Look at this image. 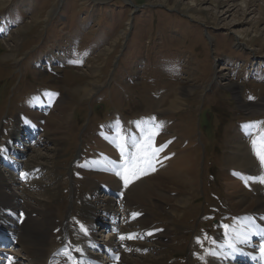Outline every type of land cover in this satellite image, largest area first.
Here are the masks:
<instances>
[{"label": "rangeland", "instance_id": "obj_1", "mask_svg": "<svg viewBox=\"0 0 264 264\" xmlns=\"http://www.w3.org/2000/svg\"><path fill=\"white\" fill-rule=\"evenodd\" d=\"M181 1L184 6L174 9L170 6L173 1L166 4V0H0V147L14 130L18 114L27 108L25 103L33 102L34 94L45 88L57 91L64 102L61 110L54 112L67 109L71 117L65 134L60 133L64 150L54 157L53 172L46 173L50 171L47 169L43 176L47 183L56 177L61 179L55 216L77 223L85 205L81 196L74 204L73 193L91 191L86 172L92 164L88 160H100L94 153L98 149L93 147L100 127L117 122L114 130H137L141 129L138 121L150 126L149 118L154 117L155 130L175 133L164 148H170L172 142L182 147L191 143L198 181L194 191L183 194L187 204H161L160 199H152L160 207L148 213L151 226L153 231H169L167 246L157 244L139 255L162 256L163 264H209L199 257V253L207 254L201 247L210 241L208 235H215L216 244L235 212L245 210L258 196L264 201V185L252 180V175L247 185L251 195L242 207L235 208L240 192L231 195L224 177L234 153L231 137L245 121L260 120L264 125V0H229L230 5H217L218 0ZM189 4L197 5L196 11L191 10L195 14L185 9ZM38 14L40 22L35 25ZM214 16L219 22L214 23ZM23 26L19 37L12 38ZM11 44L16 45V58L6 56ZM56 49L61 51L60 60L52 68L43 69L48 53L53 51L54 55ZM95 81L101 87L84 96L80 87ZM230 83L236 87H229ZM167 97H176L173 109H169L170 102L165 103ZM45 117L50 129L51 113ZM49 131L42 132L41 144H22L26 157L12 166L10 175L22 171L24 162L35 158L34 151H41L43 155L38 157L42 159L53 155L56 146L45 136ZM240 132L246 136L248 153L255 158L264 130ZM112 140L111 135L105 138L110 149L102 147L106 150L103 154H114ZM253 141L259 144L254 153L250 148ZM263 165L257 164L256 170L264 172ZM250 170L248 173L254 172ZM248 173L239 170L233 177L240 190L245 185L239 177L246 180L251 177ZM32 192L44 198L43 190L34 188ZM165 193L172 197L177 194L169 189ZM98 195L107 199L104 194ZM228 213H233L231 219ZM221 217L225 227L219 231ZM55 238L56 249L62 240L60 231ZM12 254L21 264H35L22 245H17Z\"/></svg>", "mask_w": 264, "mask_h": 264}, {"label": "bare ground", "instance_id": "obj_2", "mask_svg": "<svg viewBox=\"0 0 264 264\" xmlns=\"http://www.w3.org/2000/svg\"><path fill=\"white\" fill-rule=\"evenodd\" d=\"M166 1H168L165 2L166 4H169V1H173V4L170 6L174 7V9H180V7L184 6L182 3L183 1L181 0ZM228 1L229 0H218L217 5L224 3L230 5L231 2L229 3ZM196 6H194L193 4H189L185 9L189 10L191 14H195L194 11L191 10L195 9L196 11L198 9ZM39 19L40 15L38 14V16L34 18L35 25L40 22ZM212 19H214V23L219 22L218 16H214ZM23 28H25V26L21 27L18 32L13 33L11 35L12 38L19 37L18 34L22 30H24ZM15 47L16 45H8L9 51L6 55L7 57L16 58V56H18L17 53L14 52ZM222 69H224V67H222ZM228 86L235 88L236 84L230 83ZM100 87L101 83L99 81H95L91 82L90 86L86 84L81 86L80 88H83L84 96H90ZM62 100V97H58L57 101H54V107L50 112L51 119L53 121L51 122L52 124L50 123L52 127L49 129V127L47 126L49 125V121L45 123L44 127L45 131L50 130L49 133H45L46 140H52V142H54V145L56 146L53 149V155H44L45 158L42 159L38 156L43 155V153L39 150L34 151V154L32 155H36L35 158H31L28 161L24 162V168L22 171L20 170L21 172H23L21 175L24 179L22 181L25 182L24 185L19 184L21 180L17 179V173H14L12 175L9 174V166L16 165L14 157H8L9 160H7L8 163L5 164V169L2 168V161L0 159V212L2 214L0 216V225L2 227H8L7 223H11V220H7L5 212L12 211V214L18 218V221H15V223L13 224L15 230H9L8 232L18 238V243L27 249L30 257L36 260L35 264H52L49 257L52 255L51 253L56 247L57 240L55 238V234L59 231L62 234V240L60 241V244H66L71 254H77V257H73L74 260H70L68 262H58V264H86L79 259L81 256H88L90 251H88L87 248L94 247V222L100 218V215L104 210H107L109 212L118 211V209L116 208L117 206L115 207L113 198L107 197L106 200H103L99 197V195L96 196L95 192L98 190L100 191V182H107L113 187L118 188L119 180L115 179V175L113 174L104 173L99 175L102 171L96 170L95 168L90 166L91 168L88 172H86L88 173L86 175V180L88 181V185L92 192L90 191L89 193H86L84 195H80V193H73L74 204L77 203V199L80 196V198L84 200L85 206L83 217L79 220L78 223H76L74 221L66 222L60 217L55 216L53 211L54 206L57 204V193L59 189L58 185L61 179L56 177L51 183H47L43 174L53 172L54 157L64 150L61 143V141L64 140V136H62V134L60 133L65 132V127L70 120L71 112L67 111V109H63L60 113H58L57 111V114L54 112L58 109L61 110L62 103L64 102ZM164 101L165 103L170 102L169 109H173L177 103L176 97L171 98V100L169 97ZM257 104H259V102L256 103V105ZM24 106H26L27 108H24L25 111L21 112L23 114H18L16 125L14 127V130L12 131L11 137L4 145L1 144L0 157H2V154L4 153L7 146H9V150H13V152H16V149L13 145V141H15V139L13 140V138L16 134L20 133V123L25 120L22 119L23 116H25V118L33 117L37 119H46V117L40 115L36 111H32V108H29V101L28 103H25ZM240 131H242V129L239 128L235 136L231 137L230 139V144H233L234 153L230 158L229 166H227V168L225 169L226 171L224 175L225 179L227 180L226 183H228L227 190H231L230 194L234 195L235 193L240 192V194L236 196L235 208L242 207L246 203V197H249L251 195V193H248L247 185L252 179V174L251 177H248L244 181L245 186H243V190L239 189V184L234 181L233 177L238 174L239 170L248 173L249 171H247V169L251 168V170L254 171L257 165L256 159L248 153L249 148L245 143L246 136L242 135ZM107 132L113 135V131L111 130H99L98 135L95 138V145H91L98 149L97 152L94 151V153L99 154L98 158L100 160L102 159V152L106 151L101 148L107 147V150L110 149L109 144L104 141L107 137ZM153 132L157 133L153 138L154 144L157 145L158 148L161 145H167L168 141H173V139L175 138V133L173 134L171 130H153ZM111 138L113 137L111 136ZM184 141L185 140H183V143ZM175 144L176 143L172 142V145L170 143V148H163V150L160 151L161 153L159 155V159L161 160L158 159L157 164L154 166L155 171L153 174L151 173L152 175L149 174L144 176L142 179L134 181V183L130 187L122 185V189L125 193L123 203L127 206L128 209L127 212L124 213L125 223L123 226H121L122 231L120 232V234L114 237L112 236L109 239V243H113L114 240L118 237H124V239H122V242H120L121 245H119L121 246L120 253L122 258L118 264L164 263V258L162 256H153L151 255V253L147 255H145V253L143 255H139V252L141 253L142 251L149 250L152 246L154 247V245L157 244H159L161 247L167 246L169 231L162 230V232L156 234L151 226L153 222L148 213L150 212L151 208L160 207V203H154L152 199H160L161 204L169 201H174V204L178 205L187 204L188 199L184 198L183 194L194 191L197 188L198 181L196 168L193 166L191 160V143L188 142L184 147H182L179 142L177 143V145ZM89 149L93 148L90 147ZM180 152H182V155H179ZM94 153L92 155H94ZM108 153L109 151L107 152V154ZM92 155L90 157H92ZM88 162L94 164L95 157L92 160H88ZM259 166L260 165H258V167ZM47 169H50V171L46 172ZM44 171L46 173H43ZM250 173H252V171ZM17 187H20L19 189L21 192H18L19 189L17 190ZM34 188L43 190V192H41V195L44 196V198L35 196L32 192ZM165 189L176 191V196L174 195L172 197V195H166V193L164 194ZM258 197H256V199H253V202L247 208H245V210H238L237 213L235 212V219L230 222L228 221L229 223H227V227H225L227 228V230H222V232L219 234L218 241H216L215 249L214 247H212L211 249V256L208 260L210 261L209 264H226L219 258H227V254L224 249L226 242H230L233 239H240L242 237V219H246L248 215L257 214L259 215L260 220L264 222V201L262 196H260L259 198ZM22 199H25V201H22ZM109 212H107V214L110 215ZM81 226H83V228ZM130 234H134L133 238H129ZM54 253L55 255H59L60 257H62L64 253V246L59 248ZM133 254L139 255V258H133ZM7 264L21 263L19 261H16V259L12 257Z\"/></svg>", "mask_w": 264, "mask_h": 264}, {"label": "snow or ice", "instance_id": "obj_3", "mask_svg": "<svg viewBox=\"0 0 264 264\" xmlns=\"http://www.w3.org/2000/svg\"><path fill=\"white\" fill-rule=\"evenodd\" d=\"M0 31H2V29H0ZM73 62L75 63L77 61ZM156 134L157 133L155 132L148 134L145 142L140 146V151L137 153V155L129 156L126 159L125 165H122V167L124 168V172L118 174L123 175V179L126 185L133 179H138L140 174H144V169L140 167V164L145 165L147 168H152L153 171L155 170L153 162H158L156 160L158 153L162 151L164 147H166V145H161L159 146V148L154 146L152 141L154 135ZM253 144L255 148L257 141H253ZM256 154L261 160V163L264 164V136H262L260 139V149ZM259 179L261 180V182H264V176L260 177ZM81 227L83 228V226ZM133 236L134 234H130L129 238H133ZM121 239H124V237L122 236Z\"/></svg>", "mask_w": 264, "mask_h": 264}]
</instances>
